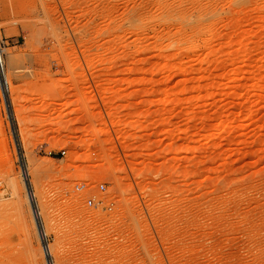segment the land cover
I'll return each mask as SVG.
<instances>
[{"label":"rangeland","instance_id":"1","mask_svg":"<svg viewBox=\"0 0 264 264\" xmlns=\"http://www.w3.org/2000/svg\"><path fill=\"white\" fill-rule=\"evenodd\" d=\"M0 41V264H264V0H0Z\"/></svg>","mask_w":264,"mask_h":264},{"label":"bare ground","instance_id":"2","mask_svg":"<svg viewBox=\"0 0 264 264\" xmlns=\"http://www.w3.org/2000/svg\"><path fill=\"white\" fill-rule=\"evenodd\" d=\"M3 82V88H4V93L6 94L8 91L10 92V80H9V77L8 75L5 73V79L2 81ZM23 173H24V177L22 178V181L24 183V186L25 188L27 187V178L29 176V171H28V168L27 167H24L23 168ZM28 194L30 196V200H31V205H32V210L34 211V214H35V217L37 220H40V212L35 204V194L28 190ZM129 226H119L117 228H115V233L119 236H122L124 234V231L126 228H128ZM134 229V228H132ZM40 233H41V239H42V246H43V249L46 253V256H47V260H48V264H54V262L50 259L51 258V249H50V246L47 244L46 242V233L43 231V229L41 228L40 229ZM144 248V250H143ZM142 252L148 254V250L146 248V246H143L142 247Z\"/></svg>","mask_w":264,"mask_h":264},{"label":"built area","instance_id":"3","mask_svg":"<svg viewBox=\"0 0 264 264\" xmlns=\"http://www.w3.org/2000/svg\"><path fill=\"white\" fill-rule=\"evenodd\" d=\"M0 78L2 80L5 79V53L1 41H0Z\"/></svg>","mask_w":264,"mask_h":264}]
</instances>
